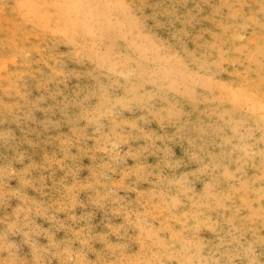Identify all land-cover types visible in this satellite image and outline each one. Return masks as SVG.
<instances>
[{
    "label": "clouds",
    "instance_id": "clouds-1",
    "mask_svg": "<svg viewBox=\"0 0 264 264\" xmlns=\"http://www.w3.org/2000/svg\"><path fill=\"white\" fill-rule=\"evenodd\" d=\"M32 4L0 37V264H264V0Z\"/></svg>",
    "mask_w": 264,
    "mask_h": 264
},
{
    "label": "rangeland",
    "instance_id": "rangeland-1",
    "mask_svg": "<svg viewBox=\"0 0 264 264\" xmlns=\"http://www.w3.org/2000/svg\"><path fill=\"white\" fill-rule=\"evenodd\" d=\"M213 2H217V0H213ZM34 15V6L32 4V0H0V37H3L4 39H7L9 41H14L17 38L21 39H27L29 37H32L33 39L36 38V34L32 33L31 30L27 27H25V22L28 21L32 16ZM7 63L15 64V58L11 57L8 61L4 63V68H7ZM10 74L0 76V92L7 94L8 92V86H7V80L9 78ZM39 93H35L34 95H38ZM37 118H42V115L40 113H37ZM150 127L153 129H157V126L153 123ZM62 131H67V128H63ZM17 135H19V131L17 130ZM51 151V148L48 149ZM29 153L33 156V158L37 161L41 158V151L40 149L32 150L28 149ZM174 151L176 152V155L182 156V150L180 147H175ZM149 162H155L154 158H150ZM82 163L84 165L89 164V161L87 159L83 160ZM129 165H131L133 162L128 161ZM17 167H21V165H17ZM62 175V173H57V176ZM87 175V172L84 171L81 173V177H84ZM12 186H16V181L11 182ZM29 191V195L37 196V193ZM81 199L86 201V194L81 195ZM11 207H15V205L18 203L16 200H12ZM11 207L7 209V211H11ZM82 210L77 209V213L79 214ZM63 218V217H61ZM38 223H41L44 227H48V224L44 222L43 220H38ZM114 222H119L114 221ZM94 223L97 225L96 230L97 231H103V214L97 213L96 219L94 220ZM63 233H57V238H62ZM19 239L18 237L16 238ZM44 242L43 240L41 241ZM97 248L100 247V245H96ZM28 249L25 247L23 249V253L27 254Z\"/></svg>",
    "mask_w": 264,
    "mask_h": 264
}]
</instances>
